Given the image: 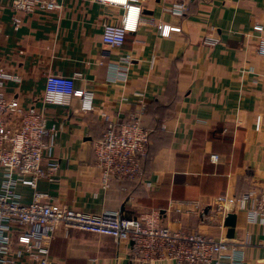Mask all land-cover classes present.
Returning a JSON list of instances; mask_svg holds the SVG:
<instances>
[{
  "label": "crops",
  "instance_id": "crops-1",
  "mask_svg": "<svg viewBox=\"0 0 264 264\" xmlns=\"http://www.w3.org/2000/svg\"><path fill=\"white\" fill-rule=\"evenodd\" d=\"M10 1L0 0V70L20 77L4 87L11 105L43 107L48 74H79L75 87L94 93L90 111L78 97L43 109L55 127L51 160L59 163L55 183L38 181L48 199L125 217L159 211L157 224L245 243V264H264V224L237 211L226 225L214 204L264 184V56L257 50L264 0H143L137 29L119 47L105 45L101 34L104 24H120V5L60 0L58 10L26 14ZM182 1L183 15L165 10ZM212 35L218 43L206 44ZM134 114L149 134L142 173L104 188L94 143L108 121ZM14 194L27 204L33 189L18 184ZM192 201L201 211H189ZM49 247L51 264H149L131 258L128 241L79 229L59 226Z\"/></svg>",
  "mask_w": 264,
  "mask_h": 264
},
{
  "label": "built area",
  "instance_id": "built-area-1",
  "mask_svg": "<svg viewBox=\"0 0 264 264\" xmlns=\"http://www.w3.org/2000/svg\"><path fill=\"white\" fill-rule=\"evenodd\" d=\"M99 1L123 7L120 24H104L101 34L105 45L119 47L127 33L137 29L143 0ZM10 7L16 12L31 14L58 10L61 4L60 0H11ZM165 10L183 15L186 6L182 1ZM167 33L168 27H165L162 34ZM204 42L214 45L218 38L207 36ZM257 50L264 56V34L258 40ZM78 75H46L38 98L43 107L36 104L22 107L11 105L4 90L6 82L20 81V77L0 70V170L4 172L0 184V264H51L49 242L59 226L108 235L116 242L128 241L130 256L136 262L151 264L171 260L173 264H221L228 259L229 264H245L247 260L241 254L245 243L235 244L227 239L159 225L155 220L158 217L155 213L159 211L139 217H125L114 211L90 213L51 201L48 194L40 190V179L55 183L59 173V163L51 160L55 127L47 126L45 105H66L72 97H78L82 111L93 108V91L75 87ZM259 123L257 120V128ZM147 144L148 130L138 114L132 115L128 122L108 121L101 138L94 143L102 187L106 188L112 179L139 177ZM212 158L215 160L216 156ZM18 184L33 189L29 203L22 204L16 199L14 189ZM214 204L222 217L245 211L249 222L264 224V184L256 193L219 196ZM187 205L191 212L201 211L198 202Z\"/></svg>",
  "mask_w": 264,
  "mask_h": 264
},
{
  "label": "water",
  "instance_id": "water-1",
  "mask_svg": "<svg viewBox=\"0 0 264 264\" xmlns=\"http://www.w3.org/2000/svg\"><path fill=\"white\" fill-rule=\"evenodd\" d=\"M225 224L229 226H233L235 224V214L234 213H228L226 215Z\"/></svg>",
  "mask_w": 264,
  "mask_h": 264
},
{
  "label": "trees",
  "instance_id": "trees-1",
  "mask_svg": "<svg viewBox=\"0 0 264 264\" xmlns=\"http://www.w3.org/2000/svg\"><path fill=\"white\" fill-rule=\"evenodd\" d=\"M148 143H149V134H148ZM147 151H148V144H147ZM146 154H147V152H146ZM146 156V155H145ZM144 156V157H145ZM144 157H143V159H144ZM143 159H142V161H143ZM120 181H127V180H120Z\"/></svg>",
  "mask_w": 264,
  "mask_h": 264
}]
</instances>
